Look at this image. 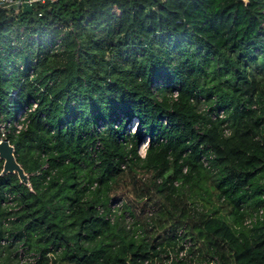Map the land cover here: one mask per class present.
Segmentation results:
<instances>
[{"label":"trees","instance_id":"trees-1","mask_svg":"<svg viewBox=\"0 0 264 264\" xmlns=\"http://www.w3.org/2000/svg\"><path fill=\"white\" fill-rule=\"evenodd\" d=\"M33 104L7 137L30 187L0 175L5 264L18 244L37 264L49 253L58 264H162L185 238L174 264H264V218L244 225L264 203V0L0 8V115ZM218 109L228 136L207 114ZM119 198L130 228L97 210Z\"/></svg>","mask_w":264,"mask_h":264},{"label":"built area","instance_id":"built-area-1","mask_svg":"<svg viewBox=\"0 0 264 264\" xmlns=\"http://www.w3.org/2000/svg\"><path fill=\"white\" fill-rule=\"evenodd\" d=\"M25 0H0V8H13L16 11L17 10H22V3ZM58 0H26L28 4L31 5L32 9L34 7H37L38 4H45V3H56ZM38 15L40 16L41 13L39 12ZM177 95V92L174 91L172 96L175 98ZM201 102L204 101V98H200ZM36 106V104H33L32 108L30 109H25L22 111H19L16 113L13 117L11 118H5L2 115H0V140L7 139L8 140V135H16L20 131L26 128L27 126V113L33 109ZM201 111H207V108L205 105L201 107ZM210 120H224L226 119V112L224 109H218V110H213L212 112L207 113ZM137 123L135 122L133 127L131 128L132 131L136 128ZM207 126L210 125L209 122L206 123ZM195 129H199V124L195 126ZM221 132L223 136H228L231 133V129L228 126L227 120H224L221 123ZM149 143V138H145L143 141H141L138 145V155L140 157L145 156L146 148L148 147ZM101 145L99 142H97L94 145V148L92 150V155H95V150L100 149ZM214 154L211 151H208L207 153H204L200 157V162L201 164L206 167V168H211V159H213ZM121 168H125V164H121ZM187 168H183V172H186ZM159 181V180H158ZM175 185H177V182H174ZM96 186V183L92 185V188ZM13 196L10 194H6V200L2 202V205L5 206L9 211H13L17 209L16 202L12 200ZM121 203L120 201H110L109 204L107 205V208L109 211H105L104 207L98 206L97 210L100 214H103L106 212V218L110 220V222H114L116 217L123 213L124 215V221L126 222V228H130L132 225L131 223L133 222V218L127 213L126 211L121 212L120 207ZM152 212H149V215ZM128 214V215H126ZM264 218V203L260 207V209L253 213L251 217H246L244 220V225L251 227L254 222L257 220H262ZM8 219H14V216H9ZM140 231H138L139 233ZM181 231H178V234H180ZM8 242L7 240H2L1 244L5 245V243ZM180 245L182 248L178 249L176 248L175 250H171L170 248H166L167 253L163 254V259L164 262L162 264H174V262H177L179 260H183L184 257L187 256V251L189 247L192 245V242L189 239H182L180 241ZM18 247L14 251L13 259L17 258L18 264H37V260L39 259V254L34 253L32 251H27L22 244H18ZM51 254H47V257H50ZM147 262V261H145ZM0 264H5L2 261V258H0ZM153 264H159L158 262H154ZM210 264H218V259L213 257L212 260L210 261Z\"/></svg>","mask_w":264,"mask_h":264},{"label":"water","instance_id":"water-1","mask_svg":"<svg viewBox=\"0 0 264 264\" xmlns=\"http://www.w3.org/2000/svg\"><path fill=\"white\" fill-rule=\"evenodd\" d=\"M244 3H248L249 0H243ZM22 11L31 13L32 7L26 2L22 3ZM0 160H2V169L0 175L4 174H16L20 183L30 187V182L27 173L22 166L17 162L14 154V147L7 139L0 140Z\"/></svg>","mask_w":264,"mask_h":264},{"label":"rangeland","instance_id":"rangeland-1","mask_svg":"<svg viewBox=\"0 0 264 264\" xmlns=\"http://www.w3.org/2000/svg\"><path fill=\"white\" fill-rule=\"evenodd\" d=\"M20 31H21V29H20ZM29 38H31V37H29ZM250 71H251V70H250ZM250 71H249V72H250ZM262 181L264 182V178L262 179ZM119 201H120V203H121V206L119 207V208H120V211L123 212V211L126 210V209L124 208L125 200L122 199V198H119V200H117V202H119ZM126 215H128V214H126ZM126 222H127V221H126ZM126 222H125V223H126ZM17 247H18V246L16 245V247H15V248L12 250V252H11V262H10V264H18V260H17V258L13 259V256H12V255H14V251H15V249H16ZM54 259H55L54 256H50L45 264H58V262H54ZM34 264H35V263H34Z\"/></svg>","mask_w":264,"mask_h":264}]
</instances>
